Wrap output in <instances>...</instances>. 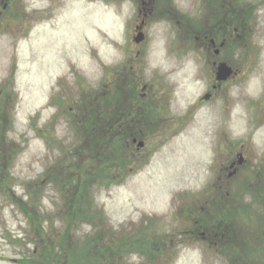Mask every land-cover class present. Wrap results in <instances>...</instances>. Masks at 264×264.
<instances>
[{
  "label": "rangeland",
  "instance_id": "1",
  "mask_svg": "<svg viewBox=\"0 0 264 264\" xmlns=\"http://www.w3.org/2000/svg\"><path fill=\"white\" fill-rule=\"evenodd\" d=\"M11 5L0 264H264V0Z\"/></svg>",
  "mask_w": 264,
  "mask_h": 264
},
{
  "label": "flooded vegetation",
  "instance_id": "2",
  "mask_svg": "<svg viewBox=\"0 0 264 264\" xmlns=\"http://www.w3.org/2000/svg\"><path fill=\"white\" fill-rule=\"evenodd\" d=\"M14 0H0V14H3L5 10L11 9L12 2ZM206 40V47L209 48V51H213L215 55H219L221 52L222 46L220 45V48L218 47V40L215 37L205 35ZM223 42V41H222ZM217 62V61H215ZM216 66L218 63H214Z\"/></svg>",
  "mask_w": 264,
  "mask_h": 264
},
{
  "label": "water",
  "instance_id": "3",
  "mask_svg": "<svg viewBox=\"0 0 264 264\" xmlns=\"http://www.w3.org/2000/svg\"><path fill=\"white\" fill-rule=\"evenodd\" d=\"M143 39H144L143 33H139L137 37L135 38L136 42H140ZM232 74H233V69L226 62H221L219 64L218 71H217V79L219 81H226ZM138 146L143 147L144 142L142 141L139 142Z\"/></svg>",
  "mask_w": 264,
  "mask_h": 264
},
{
  "label": "trees",
  "instance_id": "4",
  "mask_svg": "<svg viewBox=\"0 0 264 264\" xmlns=\"http://www.w3.org/2000/svg\"><path fill=\"white\" fill-rule=\"evenodd\" d=\"M117 119H121V118L119 117V118H113V119H111V122L113 123V124H111L112 127L114 126V124H115V122H116Z\"/></svg>",
  "mask_w": 264,
  "mask_h": 264
},
{
  "label": "bare ground",
  "instance_id": "5",
  "mask_svg": "<svg viewBox=\"0 0 264 264\" xmlns=\"http://www.w3.org/2000/svg\"><path fill=\"white\" fill-rule=\"evenodd\" d=\"M118 20L121 21V17L120 16H119Z\"/></svg>",
  "mask_w": 264,
  "mask_h": 264
}]
</instances>
